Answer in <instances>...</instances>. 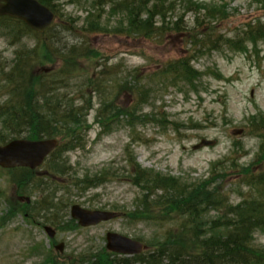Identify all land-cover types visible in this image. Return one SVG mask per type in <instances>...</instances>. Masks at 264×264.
Returning <instances> with one entry per match:
<instances>
[{
    "label": "rangeland",
    "instance_id": "rangeland-1",
    "mask_svg": "<svg viewBox=\"0 0 264 264\" xmlns=\"http://www.w3.org/2000/svg\"><path fill=\"white\" fill-rule=\"evenodd\" d=\"M104 1L54 0L53 8L59 17L52 27H59L60 32L53 39L47 33L25 32L20 21L0 18V66L9 68L24 53L41 47L47 40L64 49L85 44L86 48L99 52L103 57L99 61L105 64L103 67L99 66L97 58L78 61V71L89 75L103 70L113 74L129 70V75H146L160 70L162 64L170 60L190 57L187 55L189 38L185 32L168 36L166 40L160 39V43L133 36L129 34L128 11L118 6L123 0L113 3L106 0V5ZM196 1H223L228 6L230 17L217 30L227 37L235 36L244 25L264 12L252 4V0ZM190 17L187 15L185 19L189 21ZM167 22L165 20L166 26L170 27ZM161 24V21L156 23ZM89 27L99 29L89 31ZM251 47L250 44L246 47L251 54L229 52L226 48L209 54H193L194 67L203 73L196 84L198 90L186 86L183 92L175 89L156 92L158 85L153 84L154 99L142 111L138 109V113L154 118H148L132 129L128 127L129 117L122 114L123 109L115 107L108 111L120 112L118 117L111 118H118L120 124H115L111 132L100 134L102 128L96 120V113L101 102L95 96L93 109L87 116L86 137L72 150L58 151L55 155L60 160L54 165L50 164V157L46 166L37 170L34 176L0 168V264H49L53 260L57 264H75L105 248L108 232L146 243L160 238L164 230L179 227L180 221H151L154 216L150 210L155 206H140V190L127 180L128 162L132 159L142 169L177 178L182 184L200 183L213 174L209 178L212 185L230 194L234 203L239 202L235 194L239 183L229 165L235 161L242 166L249 165L255 161L263 144V132L257 129L264 126V44L256 47L258 56ZM31 65L33 72L39 67L40 70L61 67L58 62L54 66L41 62ZM212 71H217L223 79L213 77ZM122 76L127 78V72ZM82 79L74 76L70 90H80ZM102 79L104 83L110 80ZM133 84H129V92ZM0 92V101H3L6 96ZM123 95L116 104L129 107L131 96ZM256 115L263 120L251 119ZM253 123L255 128H252ZM237 130L242 133L233 135ZM0 138L8 141L14 137L0 124ZM202 140L215 141V144L193 150ZM64 164L69 173L57 179L59 185L45 179L48 165L61 167ZM93 176H101L94 187L91 182H80ZM71 183L77 184V188ZM51 189L56 190V198H63L68 203L67 217H63L59 228L53 227L56 235L52 240L39 225L32 224L21 213L30 217L37 202L53 193ZM150 192V200H153L156 192L153 189ZM18 196L30 197L31 205L25 207L17 200ZM75 204L90 210L112 211L117 215L111 221L81 228L70 219L69 210ZM214 216V213L210 214V217ZM34 219L35 223L43 222L37 214ZM254 242L264 250L263 231L255 232ZM59 243L64 245L62 253L54 250Z\"/></svg>",
    "mask_w": 264,
    "mask_h": 264
},
{
    "label": "trees",
    "instance_id": "trees-1",
    "mask_svg": "<svg viewBox=\"0 0 264 264\" xmlns=\"http://www.w3.org/2000/svg\"><path fill=\"white\" fill-rule=\"evenodd\" d=\"M39 1L57 13L53 8L54 0ZM115 1L110 0L112 3ZM105 2L106 0L104 5L107 4ZM219 2L123 0L119 3L118 6L123 11H128L129 34L145 37L156 43L182 32L189 38V58L170 60L163 63L160 70L150 74L129 75V70L114 74L103 70L92 75L79 72L77 66L80 60L97 58L99 66L103 67L105 64L99 61L103 59L101 54L86 48L85 44L64 49L48 40L41 47L24 53L9 68L0 66V91L6 96L0 101V124L14 138L60 139L59 148L51 154L50 164L54 165L60 160L55 155L58 151L68 152L86 137L87 116L93 109L95 96L101 102L96 113V120L102 128L100 134H107L115 124H120L118 118L111 119L118 117L120 112L116 110L112 113L108 111L109 108H122V114L129 117L127 126L130 129L148 118L153 120V115L138 113V109L142 111L154 99L155 94L151 92L155 91L153 84L158 85L156 92H170L172 89L183 92L186 86L197 89L203 73L194 67L191 60L193 54H209L223 48L229 52L250 54L246 48L250 44L258 56L259 49L256 47L260 43L264 44V12L261 17L244 25L235 36L227 37L217 32L218 27L230 17L228 6L223 1ZM252 4L264 11V0H252ZM187 15L191 16V20L185 19ZM165 20L168 21L167 24H171L170 27L166 26ZM158 21L162 23L160 26L156 25ZM19 23L25 32L36 34ZM98 29L99 27H89V31ZM59 32V27H51L46 33L53 39ZM33 62L53 66L58 62L61 67L51 73L42 72L40 67L33 72ZM124 72H127V78L122 76ZM211 75L216 79H223L217 71H212ZM74 76L83 77L78 91L70 90ZM102 78L110 80L104 83ZM131 83L134 84L129 92ZM121 94L131 96L129 107L117 106ZM251 119L263 120L258 115ZM259 122L262 124V121ZM255 127L253 123L252 128ZM257 130L263 132V144L255 161L247 166L239 165L238 161L229 165V170L236 173L234 179L239 183L235 194L240 201L236 203L230 194L212 185L209 178L213 174L200 183L182 184L177 178L144 170L136 164L135 159L129 160L127 180L139 188L140 206H155L150 210V214L154 216L150 220L167 223L180 221V226L164 230L160 238L147 241V250L142 254L124 257L100 248L75 264H264V250L254 242L255 232H264V126ZM5 142L6 139L0 138L1 144ZM15 170L21 175H35L28 169ZM217 172L218 169L215 173ZM68 173L65 164L61 167L48 165L45 179L59 185L57 179ZM100 179L101 176L86 177L80 182H91V187H94ZM70 185L77 188V184ZM151 189L156 192L153 200H150ZM51 190L52 194L37 202L30 218L34 219V214H37L43 221L42 225L59 228L61 221L67 217L65 212L68 203L63 198H56V190ZM47 202L49 203L46 205ZM211 213L215 216L210 217ZM49 264L57 263L53 260Z\"/></svg>",
    "mask_w": 264,
    "mask_h": 264
},
{
    "label": "water",
    "instance_id": "water-1",
    "mask_svg": "<svg viewBox=\"0 0 264 264\" xmlns=\"http://www.w3.org/2000/svg\"><path fill=\"white\" fill-rule=\"evenodd\" d=\"M0 16H7L22 21L30 29L42 33L54 21L55 15L37 0H0ZM241 131H235L234 135ZM214 141H202L194 147L211 146ZM58 146L56 139L31 141L15 139L6 145H0V168H28L35 170L42 165L45 158ZM29 203V198H20ZM70 217L78 222V225L87 228L107 222L114 218L113 212L101 210H89L79 205L70 207ZM45 233L50 239L55 236V230L46 226ZM63 243L55 248L60 253L63 251ZM106 249L112 253L126 256L139 255L145 250V246L138 240H134L117 233L106 234Z\"/></svg>",
    "mask_w": 264,
    "mask_h": 264
},
{
    "label": "bare ground",
    "instance_id": "bare-ground-1",
    "mask_svg": "<svg viewBox=\"0 0 264 264\" xmlns=\"http://www.w3.org/2000/svg\"><path fill=\"white\" fill-rule=\"evenodd\" d=\"M21 23H23L22 21H20ZM24 24V23H23ZM25 25V24H24ZM25 27H27L26 25H25Z\"/></svg>",
    "mask_w": 264,
    "mask_h": 264
}]
</instances>
